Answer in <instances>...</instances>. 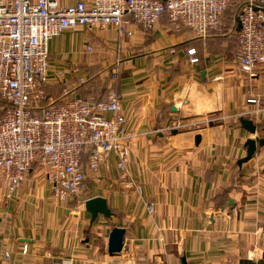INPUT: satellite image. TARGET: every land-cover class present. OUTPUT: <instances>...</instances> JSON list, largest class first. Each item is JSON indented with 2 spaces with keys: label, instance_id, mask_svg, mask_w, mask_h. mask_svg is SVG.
I'll return each mask as SVG.
<instances>
[{
  "label": "crops",
  "instance_id": "1",
  "mask_svg": "<svg viewBox=\"0 0 264 264\" xmlns=\"http://www.w3.org/2000/svg\"><path fill=\"white\" fill-rule=\"evenodd\" d=\"M237 6L224 35L177 31L165 15L152 30L131 19L124 38L77 26L49 42L44 109L115 93L137 135L129 171L139 189L121 183L113 154L62 202L37 164L17 191L0 182V264H264V148L239 166L247 140L259 137L240 119L264 128V111L249 115L256 106L247 104L256 96L264 110V74L249 80L238 70ZM10 109L0 97V122ZM95 197L113 216L92 224L85 203ZM116 227L126 230L124 249L110 256Z\"/></svg>",
  "mask_w": 264,
  "mask_h": 264
},
{
  "label": "built area",
  "instance_id": "2",
  "mask_svg": "<svg viewBox=\"0 0 264 264\" xmlns=\"http://www.w3.org/2000/svg\"><path fill=\"white\" fill-rule=\"evenodd\" d=\"M236 4V63L250 80L264 74V0H78L72 5L0 0V97L11 105L0 122V182L17 191L37 164L52 196L62 202L81 192L86 170L98 173L113 154L121 183L139 189L129 171L137 135L129 129L115 93L106 102L78 98L44 109L52 100L49 42L77 26L112 27L124 38L131 35V19L152 30L165 15L177 31L189 29L198 38L224 35L226 13ZM188 53L196 54L194 49ZM247 104L256 106L249 115L264 111L256 96ZM147 210L153 213V204Z\"/></svg>",
  "mask_w": 264,
  "mask_h": 264
},
{
  "label": "water",
  "instance_id": "3",
  "mask_svg": "<svg viewBox=\"0 0 264 264\" xmlns=\"http://www.w3.org/2000/svg\"><path fill=\"white\" fill-rule=\"evenodd\" d=\"M240 123L244 129L250 134L256 137L260 132L258 125L253 120L242 117ZM264 133V128L262 129ZM196 145L201 142V137L195 138ZM245 147L247 149V155L245 158L239 161V166L249 162L256 154L258 148H264V138H250L247 140ZM86 211L92 215V224L97 220L99 215H103L105 218H111L113 216L112 211L108 207L107 200L102 197L91 198L85 203ZM126 230L123 228H113L109 238L108 253L110 256L120 254L124 249Z\"/></svg>",
  "mask_w": 264,
  "mask_h": 264
},
{
  "label": "rangeland",
  "instance_id": "4",
  "mask_svg": "<svg viewBox=\"0 0 264 264\" xmlns=\"http://www.w3.org/2000/svg\"><path fill=\"white\" fill-rule=\"evenodd\" d=\"M229 16L233 17L234 16V11L230 12ZM259 128H260V132H259V137L258 138H264L263 137L264 136V133L262 131V126L259 125ZM50 192H51V188H50ZM51 194H52V192H51ZM104 225H106V223ZM106 226H108V225H106Z\"/></svg>",
  "mask_w": 264,
  "mask_h": 264
},
{
  "label": "trees",
  "instance_id": "5",
  "mask_svg": "<svg viewBox=\"0 0 264 264\" xmlns=\"http://www.w3.org/2000/svg\"><path fill=\"white\" fill-rule=\"evenodd\" d=\"M237 10L239 9V7L237 6V8H236Z\"/></svg>",
  "mask_w": 264,
  "mask_h": 264
}]
</instances>
